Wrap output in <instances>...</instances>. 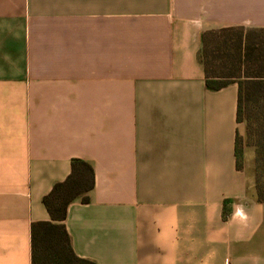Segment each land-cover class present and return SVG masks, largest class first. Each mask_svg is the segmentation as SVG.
Instances as JSON below:
<instances>
[{
  "label": "crops",
  "instance_id": "1",
  "mask_svg": "<svg viewBox=\"0 0 264 264\" xmlns=\"http://www.w3.org/2000/svg\"><path fill=\"white\" fill-rule=\"evenodd\" d=\"M264 28V0H0V264L80 159L69 206L96 264H264V203L239 167V85L213 91L208 30Z\"/></svg>",
  "mask_w": 264,
  "mask_h": 264
},
{
  "label": "trees",
  "instance_id": "2",
  "mask_svg": "<svg viewBox=\"0 0 264 264\" xmlns=\"http://www.w3.org/2000/svg\"><path fill=\"white\" fill-rule=\"evenodd\" d=\"M201 60L209 89L218 91L234 83L239 85L237 119L246 124L248 143L255 148V189L258 202L264 203V28L206 31ZM239 150L238 136V162ZM95 184L94 167L86 161L73 160L68 178L57 183L43 199L51 220L32 225L33 264H96L75 253L65 224L69 206L78 200L89 203Z\"/></svg>",
  "mask_w": 264,
  "mask_h": 264
},
{
  "label": "rangeland",
  "instance_id": "3",
  "mask_svg": "<svg viewBox=\"0 0 264 264\" xmlns=\"http://www.w3.org/2000/svg\"><path fill=\"white\" fill-rule=\"evenodd\" d=\"M243 129L240 138L239 163L243 170L246 171L250 179L255 183V148L250 146L247 138L246 124L243 123Z\"/></svg>",
  "mask_w": 264,
  "mask_h": 264
}]
</instances>
